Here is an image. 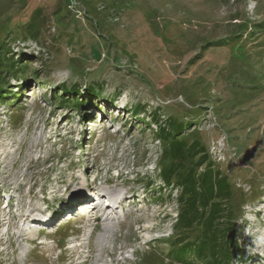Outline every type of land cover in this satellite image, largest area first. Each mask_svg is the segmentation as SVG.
<instances>
[{
	"label": "rangeland",
	"instance_id": "obj_1",
	"mask_svg": "<svg viewBox=\"0 0 264 264\" xmlns=\"http://www.w3.org/2000/svg\"><path fill=\"white\" fill-rule=\"evenodd\" d=\"M36 8L41 37L25 40L18 25ZM0 25L5 56L28 65L2 72L0 86L8 94L0 103V197L8 192L20 208L6 233L0 207V264H204L171 254L201 228L178 236L181 189L176 176L161 180L171 162L150 119L156 108L161 124H186L182 140L200 141L207 162L243 194L230 201L240 257L232 264H264V215H255L264 210V0H0ZM92 83L103 86L93 102L84 90ZM63 84L80 86L81 108L52 98ZM138 104L145 110L136 112ZM85 113L95 124L80 130ZM182 163L179 173L205 168L197 158ZM100 189L126 197L99 243L97 212L80 207L68 221L62 212ZM28 210L59 212L63 223L19 235Z\"/></svg>",
	"mask_w": 264,
	"mask_h": 264
},
{
	"label": "trees",
	"instance_id": "obj_2",
	"mask_svg": "<svg viewBox=\"0 0 264 264\" xmlns=\"http://www.w3.org/2000/svg\"><path fill=\"white\" fill-rule=\"evenodd\" d=\"M39 9L36 8L32 11L30 19L26 23L18 25V30L22 31L25 40L36 41L41 37L42 30L40 28L44 22H42V14ZM3 44V42H0V86H3L5 82L2 72L12 71V69L17 71L20 69L24 72L28 66L26 64L19 66L21 59L18 57L15 61L9 59V56L6 57L1 49ZM200 57V55H195L191 60V64ZM59 88L61 91L60 93H54L52 97L54 100H59L62 104L66 103L67 105L74 102V106L70 105L68 107H80L79 85L73 84L67 87L63 84ZM102 89L101 84L92 83L87 85L84 90L93 99L100 97ZM59 94L69 96L72 100L63 99ZM7 95L0 87V103L4 102ZM135 110L136 112L144 111L145 107L138 104L135 106ZM161 117L158 115L157 108L151 112L150 119L157 123L158 131L156 132H158L159 138L168 143L165 154L166 159L171 162L167 167L161 169V180L164 184L169 185L172 177L176 176L178 186L181 189L178 197L180 212L175 223L177 229L181 231L178 236H184L185 230L194 226L201 228L200 235L194 241L186 242L185 245L171 254L175 259L182 262L187 261V256L191 255L195 260H199L204 264H232L235 256L239 257V255L235 254L234 251L236 246L234 243L232 213L235 207L230 201L233 198L239 202L243 201V194L236 195V191L233 190V186L227 177L214 170L211 162H207V152L200 141L194 140L187 145L182 140L186 124L173 117L164 119V123L161 124V121H159ZM187 158H197V166L205 164L203 171L196 174L190 168L187 172L179 173L178 170L183 164L182 161ZM176 244L180 245L181 243Z\"/></svg>",
	"mask_w": 264,
	"mask_h": 264
},
{
	"label": "bare ground",
	"instance_id": "obj_3",
	"mask_svg": "<svg viewBox=\"0 0 264 264\" xmlns=\"http://www.w3.org/2000/svg\"><path fill=\"white\" fill-rule=\"evenodd\" d=\"M81 193V192H80ZM85 195V193L83 192L82 197L81 196H77V198L75 200H73L74 202L71 203V206L69 207L70 209L73 208V206H75L76 204L79 206L81 204V199L83 198V196ZM117 195H119V193H113V194H109V198L111 197V199L115 200L114 202L111 203L110 205V211L108 215H115L114 211H116V208L119 206V203L121 201H123V197L121 198V196H118V198L116 199ZM81 198V199H80ZM75 203V204H74ZM90 204V203H88ZM89 206V205H87ZM86 208V207H85ZM113 209V210H111ZM260 211V210H259ZM50 214V213H49ZM36 218L39 219H47V220H52L53 218L50 215H46L44 213H40V215H35ZM59 216V215H58ZM32 217V216H31ZM34 217V216H33ZM32 217V218H33ZM52 218V219H51ZM117 217L114 218H108L106 221L103 222L102 225V232L99 233L97 235V240L98 242H104L105 239L107 238L108 235H110V233L113 232L114 228L116 227V225L114 223H112V221H114ZM40 221V220H39ZM22 232V231H21ZM45 242V241H44ZM43 241H40V243H44ZM106 242V241H105ZM68 248H80V245L75 243L74 245H69ZM83 253V252H82ZM98 262V261H97Z\"/></svg>",
	"mask_w": 264,
	"mask_h": 264
}]
</instances>
